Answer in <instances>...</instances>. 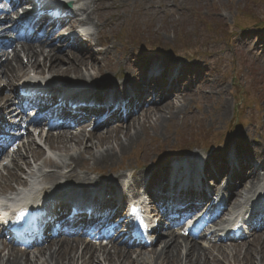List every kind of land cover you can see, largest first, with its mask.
Returning a JSON list of instances; mask_svg holds the SVG:
<instances>
[{"label": "bare ground", "instance_id": "1", "mask_svg": "<svg viewBox=\"0 0 264 264\" xmlns=\"http://www.w3.org/2000/svg\"><path fill=\"white\" fill-rule=\"evenodd\" d=\"M70 2L75 6L70 13L69 20L72 26L78 23L87 25H93L97 32V40L86 41V50H91L94 44L100 41V37L110 36L115 33L122 25V18L124 13L128 11L130 4L140 3V9L142 13H134V24H147L152 27L154 23V15L161 9L165 10L166 19H178V10L184 9L192 0H73ZM156 1H159L156 2ZM21 2V0H20ZM185 4V5H184ZM149 5V6H148ZM135 7V6H134ZM66 28H64L60 34H64ZM59 36V37H60ZM106 42V41H105ZM107 39V43H111ZM73 47V46H72ZM38 52L32 50L30 47L26 48L25 58L27 64L21 61L19 56H14L11 60H6L0 64V73L2 74V81L0 86L3 87L1 92H11L13 83L26 79L30 73L36 75H43L47 77V86L51 89H63L62 101L68 99L71 96L67 91L72 92L76 89L77 84H83L90 86L91 88H105L111 89V92L106 96L115 97L117 95L125 94V84L132 81L131 78L125 76L119 86H110L109 83L105 85L106 79L111 80L117 78L120 73V79L124 73H127L124 68L126 67V61L129 59V54H124V59L115 62L114 58L105 57L102 59L101 64L97 68L99 63L98 56H101V52H97L95 55L83 56L82 53H72L64 58L61 55L55 53L54 50L46 48H39ZM42 60V61H41ZM264 66V60L259 62ZM166 65V64H165ZM102 66H108L109 72H104ZM183 71H188L189 74L193 73L196 68L193 65H183ZM91 71V72H89ZM89 72V73H88ZM185 75H181L183 77ZM189 75L186 74L182 83H186L187 89L185 91H178L175 98L167 95L164 90L157 88L153 93H161V102L153 106L150 110H145L143 115L147 119L155 117L153 124V130L157 127V122L161 121L170 122L171 125H176L184 114V107L179 108L177 103L181 104V100L184 97H188L191 94V90L188 88ZM36 79H28L26 85H31ZM86 83V84H85ZM2 84V85H1ZM183 87V86H182ZM92 92L94 90H89ZM79 97H84V93L76 94ZM217 95H226L224 88L217 93ZM89 95L85 94V97ZM103 97H96V99H103ZM12 94L1 95L0 94V108L6 110L9 114H14L15 110L8 109L12 102ZM71 98V97H70ZM113 100V99H111ZM230 116V110L228 107V101L224 100L219 104L218 109L215 111L214 117L216 121L220 119L223 122H228ZM133 120V121H131ZM135 119L132 118L125 126L127 132L123 137L119 136L120 130H112L105 135L98 137H92L85 130L79 129L76 132L62 133L59 135L51 136L47 139V154L40 149H34L28 146V151L23 159V164H17L14 171L9 172L7 177L3 179V185L9 189L14 190V184L19 187H25L24 191L19 192L16 189L17 198L26 195L30 191H35L42 188L48 194L53 192L64 193L69 190L68 188H78L87 191L86 188L97 186L102 181L103 185L108 188V194H115L117 187L114 185L122 178L123 175H115L109 177L104 174L107 173L105 169H100L99 166H112L121 157L125 156L127 150H130L140 139L141 133L146 134V139L141 143L143 152H153L160 146L169 145L173 136L169 133L164 134V138L158 135L149 137L146 133L147 126L143 122H139V128L134 129V134L128 133L132 126L135 124ZM139 121V118H138ZM149 121V120H148ZM226 124V123H225ZM135 126V125H134ZM117 126H115L116 128ZM1 128V127H0ZM175 131V129H171ZM234 146L239 142L242 144L241 138L233 139ZM96 142V143H94ZM232 147V146H230ZM249 148V152L252 155V151H257V156L262 157L264 154V145ZM161 149V148H159ZM158 149V150H159ZM170 147L167 150H172ZM33 160L37 169H33L28 157ZM54 156V157H51ZM149 160L146 158L144 162ZM146 165V164H145ZM144 165V166H145ZM264 165V161H263ZM49 169V171H45ZM28 170V172H27ZM103 172V174H99ZM144 171L136 175V183H139V179L144 178ZM25 176V177H23ZM89 176H95V179ZM106 176L107 178H104ZM31 180V181H29ZM255 173L243 179L246 183L241 185V191L238 193V197L244 198V201H249L250 193L256 191L260 181ZM153 182V180H150ZM43 184L49 185L48 187L42 186ZM94 186V187H95ZM87 196V194H83ZM237 197V198H238ZM72 204L77 202L75 197H70ZM234 203L236 199L232 200ZM231 202V198L229 202ZM240 202L236 203L238 205ZM86 205V202H85ZM162 228V227H161ZM169 236V240L164 243V246L160 249L152 248L146 253L138 252L134 253L121 248L95 247L93 245H86L81 240H65L57 241L54 248L46 247L39 250L33 257H29V253H19L12 249L8 251L7 255H3L4 249L0 248V264H232L228 262L236 259L237 264H264V242L258 246V241L261 236L256 235L249 242L239 244L236 247H225L224 245H213L209 248H205L200 245L198 241L191 242L189 240H180L178 236L172 234V238ZM264 241V240H262ZM256 243V245H255ZM229 250H227V249ZM237 249V250H234ZM235 251V253H234ZM243 251V252H241ZM217 252V255H214ZM37 255V256H36ZM241 255V256H240Z\"/></svg>", "mask_w": 264, "mask_h": 264}, {"label": "rangeland", "instance_id": "2", "mask_svg": "<svg viewBox=\"0 0 264 264\" xmlns=\"http://www.w3.org/2000/svg\"><path fill=\"white\" fill-rule=\"evenodd\" d=\"M139 7L140 3L129 5L118 30L100 38V45H105L107 39L112 42L104 47L98 46V49H107L106 58H114L115 62L129 54L131 59H138V66L155 60L173 63L179 68L182 67L180 64L194 65L201 80L193 84L194 94L181 104L177 103L179 108L185 107L176 125L159 121L153 130L156 118L142 117L128 132L134 134L139 122L147 123L149 137L158 135L164 138V134H171L173 140L169 145L160 146L153 152H143L141 143L147 136L141 133L139 141L126 151L123 158L112 166H99L107 171L104 174L111 177L132 171L139 173L142 168H160L166 161L197 154L213 152L220 157L236 143L232 142L236 138L242 140V144L238 142L236 146L244 145L246 149L254 146L252 150H255L264 144V67L255 61L257 51L264 49V45L257 46L263 43L260 39L264 36V0H192L184 9L178 10V19H166L165 10L161 9L154 15L152 27L133 23L134 13H142ZM102 68L104 72L110 70L108 66ZM34 76L37 77L35 74L31 77ZM222 88L226 95L220 98L216 93ZM224 100L228 101L230 109L226 124L222 119L217 123L214 117ZM120 131V137L127 133L125 129ZM170 147L173 149L167 150ZM40 150L47 154L46 144ZM247 154L251 155L250 152ZM146 158L149 160L144 162ZM262 240L264 237L256 241L258 246L264 242ZM162 246L160 243L157 247ZM227 247L231 248V245ZM228 262L237 264L231 256Z\"/></svg>", "mask_w": 264, "mask_h": 264}]
</instances>
